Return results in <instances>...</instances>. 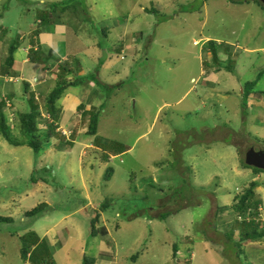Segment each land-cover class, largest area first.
<instances>
[{
    "label": "rangeland",
    "instance_id": "rangeland-1",
    "mask_svg": "<svg viewBox=\"0 0 264 264\" xmlns=\"http://www.w3.org/2000/svg\"><path fill=\"white\" fill-rule=\"evenodd\" d=\"M113 1L46 0L44 5L40 0H0V67L13 44L17 53L32 43L35 50L41 47L47 53L50 40L48 44L35 41L41 33L36 31L46 29L49 35L54 31L68 34L69 40L60 48L81 61L84 73L81 70L80 77L86 72L97 76L96 53L111 61L114 70H121L120 75L99 72L102 86L97 90L90 83L86 91L81 87L73 91L82 96L86 106L98 98L89 110L91 117L93 109L100 111H94L99 114L96 136L86 135L90 119L80 118L78 112L79 121L73 129L76 141L70 149L51 145L36 155L29 147L10 146L0 137V217L13 220L0 223V264H51L55 259L61 264L65 229L71 236L78 234L70 246L82 248L89 243L93 250L88 259L98 244L113 248L115 241L121 257L130 249L134 259L143 253L147 256L145 247L149 248L145 264H173L174 245L182 252L198 251L201 258L196 264H212L202 255L204 246L215 264H264V239L241 240L246 228L230 210L237 195L258 182L256 199L262 201V210L257 220L264 224V173L255 175L242 167L251 147L264 150V97L254 96L258 102L250 98L248 117L242 109V90L247 83L257 81L255 91L264 96V5L238 0L243 7L234 9L223 5L234 3L232 0H215L206 7L210 10L204 11V0H117L121 13L116 15ZM144 8L156 14L146 15ZM42 12L48 13L47 26L42 24ZM88 15L91 22L81 28ZM80 16L82 19H77ZM126 19L136 22L132 31L136 42L120 48L125 42L120 38L124 34L120 24ZM73 35L81 41H72ZM207 36L220 38L223 45L215 46L219 60H207L203 49ZM17 53V61L20 55H27ZM210 68L222 72L215 74ZM52 70L43 84L38 69L29 64L23 78L4 77L2 81L0 73V97L12 96L4 109L10 125L16 127L17 113L31 108L21 82L24 79L37 92L44 117L40 126L44 127L48 115L44 97L57 81L56 67ZM213 90L222 92L211 98ZM59 126L68 128L61 116ZM89 146L103 152L96 155L97 160L86 148ZM109 167L114 173L108 182L104 175ZM42 203L48 204L46 213L38 219L26 217ZM94 210L100 216L99 227L105 228L96 237L91 232ZM160 214L169 215L162 220ZM134 216L139 219L130 221ZM59 219L62 221L54 231L61 244L53 247L47 239L48 250L43 244L31 249L32 257L24 262L21 238L28 232L42 237L50 230L48 224L59 223ZM105 231L110 238L102 235ZM131 257L126 263L133 264Z\"/></svg>",
    "mask_w": 264,
    "mask_h": 264
},
{
    "label": "trees",
    "instance_id": "trees-1",
    "mask_svg": "<svg viewBox=\"0 0 264 264\" xmlns=\"http://www.w3.org/2000/svg\"><path fill=\"white\" fill-rule=\"evenodd\" d=\"M232 2L237 3L236 1L232 0ZM263 6V5H262ZM55 8H57V5H55ZM54 11V10H53ZM44 13L42 18V24L49 25L50 20L48 17V13ZM47 15V17H46ZM41 18V20H42ZM44 22V23H43ZM41 32L40 30H37L36 33ZM6 33V32H5ZM7 34V33H6ZM6 34L4 36H6ZM210 45H213V43H209ZM34 44L32 43V48L30 50V60L34 63L40 64L42 66V70H46L48 72H51L53 68L56 67V73H57V81L56 86L49 91L45 99V107L47 111V119L44 122V127L41 128L40 126V120L43 117L42 113V107L39 104V97L37 95V92L33 91L31 88V85L28 82H25L24 79L21 81L23 83L24 93H26L29 106L31 107L28 111L24 113H17L16 117L18 118V122L16 127L13 125H10L9 118L7 114L4 112V109L8 105L9 101H12V96L7 95L2 98L0 97V137H2L10 146L13 147H29L34 151L36 155L43 154L50 144L54 140H56V144H53V147L56 149H70L73 148L72 146L75 145L76 141V135H71L70 138H66L62 131L60 130L59 126V120L61 116V100L66 95L67 91L70 88H78L81 87V89H84L88 86L90 83H94L96 87L102 86V83L99 81L98 77V71L97 76L93 74H86L83 77H80L79 72L84 68L81 64V61L76 57H70V59H67L65 61H61V58L53 51H49L47 53H44L42 51L41 47H39L37 50L34 49ZM17 50V45L13 44L10 46L9 49V55L5 59V64L0 67V73L2 81L4 80V77L8 78H19V73L16 70H13V67L16 63L14 55ZM215 59L217 60V54L214 50ZM3 71V72H2ZM76 77V79L73 78ZM262 76L259 75V78ZM257 85V81L249 82L246 84V86L243 88V115L245 117H248L250 113V107L248 105V101L252 96H262L260 92L255 91V87ZM96 88V90H97ZM100 88V87H99ZM101 90V89H99ZM40 93V92H39ZM94 93H97L95 91ZM26 97V96H25ZM102 107V106H101ZM100 107V108H101ZM93 114L92 117L90 115V112L86 110V104L82 103L78 109V112H83L81 114L82 118L89 117V126L86 132V135L88 136H96L98 134V116L96 112H100L98 110H92ZM94 111H96L94 113ZM44 118V117H43ZM58 144V145H57ZM47 146V147H46ZM99 147H92L88 148L91 153H93V159L97 160L96 155H99L103 152H101ZM105 151V150H103ZM95 153V156H94ZM123 153V151H122ZM106 160L109 158V155L107 154ZM85 158L84 156L82 159ZM111 158V157H110ZM96 166V163L94 164ZM83 168L86 167V165L82 166ZM242 167L243 169H251L253 170L255 175L264 173V171L249 167L245 164L244 159H242ZM51 169V168H50ZM49 170V169H48ZM105 180L109 182V180L113 176V169L108 168L106 171ZM108 177V178H107ZM107 178V179H106ZM33 183H35L32 180ZM260 187V184L258 182H252L250 185L245 188L242 193L237 195V197L234 200L233 206L230 208L232 211V214L239 218V221L244 225L246 228L244 233L240 234V239L243 241H249V242H257L261 241V239H264V224L260 222V220H257L259 216V210L262 205V201L258 198L256 199V190ZM157 206L159 207V203H157ZM48 204L42 203L38 205L33 210L26 213V217L28 218H36L38 219L40 216H42L44 213L48 211ZM104 206L101 207L100 211L103 212ZM160 209V207H159ZM221 212V211H220ZM95 217L91 221V232L92 236L95 237L99 234V230L102 232L105 228L99 227V219L100 216L97 214V210L95 211ZM97 214V215H96ZM169 215V214H166ZM165 214H160V218L163 220L166 216ZM250 217V220H247V217ZM139 216H134L133 218H138ZM12 219L10 218H2L0 217V223H12ZM99 227V228H98ZM118 228V227H117ZM261 228H263L261 230ZM104 236H107L108 233L105 231L103 232ZM22 239V246H21V257L24 261H27L28 254L30 253V250L37 245L38 242V236L35 232H28ZM175 254L177 252V245H174ZM86 262H90V260H86ZM54 264V263H51Z\"/></svg>",
    "mask_w": 264,
    "mask_h": 264
},
{
    "label": "crops",
    "instance_id": "crops-1",
    "mask_svg": "<svg viewBox=\"0 0 264 264\" xmlns=\"http://www.w3.org/2000/svg\"><path fill=\"white\" fill-rule=\"evenodd\" d=\"M40 1L41 2H44V5L46 4V0H40ZM212 1L214 2L215 0H204V3L203 4H205V5H202L201 6V9L203 8L204 11L210 10V9H207L206 7L208 6L209 2H212ZM225 1H227V0H225ZM234 1H236L237 3H231L230 1H227V2H224L223 1L224 2L223 5H225V6H231L234 9H238V8L240 9V8L243 7L241 5L242 4L241 1H238V0H234ZM214 5H216V4H214ZM111 6L114 8L116 15H118L119 12L121 13V11L119 9V4H118L117 0L113 1L111 3ZM92 8L94 9V7H92ZM258 8L261 10L262 5L261 4L258 5ZM141 10H142V12L146 13V15L147 14H151V13L156 14V12H154V10L149 11L146 8L141 9ZM193 11H196V9H194ZM86 12L88 13L89 12V9H88V11L86 10ZM191 13L193 14L195 12H191ZM77 19L81 20L82 17L80 16ZM126 20H127L126 23L120 24L124 28V34L121 35L120 38H123L124 41H125V42H123V44L120 45V48H125L126 45L127 46H130V44H131L130 41H132L133 43L136 42L134 40V37H136V34H134L132 32L133 29H134V27H136V22H131L128 19H126ZM82 21H84V20H82ZM146 21L148 23H150V22L153 21V19H146ZM90 22H91V17L88 15V20H86L83 24H81L80 27L81 28L82 27L85 28V27H87L88 23H90ZM117 26H118V24H117ZM118 28H120V26ZM45 30L46 29H44V30L41 31L39 37L36 40L33 39L32 36L29 37V38L30 39H33L35 41H38L39 39H41L43 43H47V44H48V41L50 40V43L48 44L49 48L46 49L48 52L49 51L55 52L61 58V61H65L67 59H70V57L67 56V55H65V53H63L62 50H61V48H60V47L64 46L66 39L69 40L68 34H56V32L54 31L52 33V35H49V34H47L45 32ZM66 35H67V37H66ZM107 35H108L107 33H104L103 34V37H106L105 39H108ZM85 38H87L88 40H90V38L88 36V33L85 34ZM221 39H223V38H221ZM206 40L208 41V46H204L205 48H203V49H206L205 50L207 52L206 55H208V59L207 60L209 62H213V60L216 61V59H215L216 57H215V55L213 53L214 50L216 51L215 46H217V45H223V44L221 43L220 38H217L215 40H211V38L209 36H207L206 37ZM61 41H64V43H62ZM72 41H81V40L79 39V36L73 35ZM196 43L197 42H195V44ZM209 43H214V45H213L214 46V50L212 52L210 50L211 45ZM31 45L32 44H29L28 46H24L22 48V51L21 52H26L27 53L26 56L20 55L22 57L18 61L15 59V61H16L15 66L17 65L16 71L19 73V77H22V78L24 77V75H23L24 72L23 71L25 70V66H27L29 64L34 69L35 68L38 69V71H39L38 72V79L39 80H41V79L43 80L46 77L49 78L48 74L50 72H48L46 70H42V66L40 64L34 63V62H32L30 60V50H31L30 48H31ZM94 45H96V44H94ZM240 45L241 44H237V48L239 47L240 50L246 51V49L243 48ZM21 52H18V53H21ZM93 60L94 61H97L99 63L100 69L98 70V75H100L99 72H103L105 74H108V73L105 72L106 70L109 71V72H113L114 71L116 74L120 75L119 73H121V70H116V69L114 70V68L111 66V61L103 60L101 58V54L99 55V53H96V57H94ZM217 60H219L218 59V54H217ZM82 71L84 73V70L83 69H82ZM210 72L215 73V74H219L222 71H220L217 68H213V69L210 68ZM202 73L205 74V75H207V73L205 71H203ZM86 74H87V72H86ZM86 74H84V75H86ZM39 82H40V84H43V83H45V80L39 81ZM94 86H95V88H97L96 85H94ZM51 89H53V88H51ZM76 89L77 88H70L67 91V93L64 96V98L60 102L61 103V120H63L64 127H68L66 130H73L74 128H76V125L75 124L79 121V119H78L79 117L77 116L78 109H79L80 105L82 104L81 100H84V99L82 98V96L81 97H78V96L74 95L75 92H73V91L76 90ZM86 89H88V88H84L85 91H86ZM95 91H96L95 89H92L91 90V92H95ZM48 92H46V93H48ZM215 92H222V91H214L213 90V92H212L213 94H211V98H214V93ZM242 92H243V90H242ZM225 93L227 95H229V92L228 91L225 92ZM262 97H264V96L262 95ZM252 99L255 102H258L259 101V99L254 98V96H252ZM94 102H99L98 101V98H96L94 100ZM94 102H91L90 104H88V102H86L87 103V106H86V110L87 111H89L90 109H92L91 107H93ZM80 114H82V113H80ZM80 118H81V115H80ZM85 190H86V193L89 192L87 186L85 187ZM87 195L89 196V194H87ZM260 210H262V208ZM79 214H81V211L80 210H79ZM65 217L66 216H64L62 219H64ZM136 219H139V217L138 218H133L130 221H133V220H136ZM60 221H62V220L59 219V221H58L59 223H54V224L49 223L48 225L50 226V228H49L50 230L47 231L46 232L47 234H44L42 237H40L38 235V233H36L37 236H38V238L40 237V240L38 239L37 245L33 248L34 250H37L38 249V246H40V245L43 244L46 247V251H47L48 250V246H47V243H46V240L47 239L49 240V242L51 243V246H53V247L61 244V242L57 240L56 232L54 231V230H57L58 229L57 227L60 225ZM106 222H107V220H104L105 225H108V224H106ZM70 224H72L74 226V229H76V226H75V222L74 221H70ZM117 227L115 229L116 230H120V227L119 226H117ZM51 232H53V235L55 237H53V235L51 234ZM107 233H108V235L105 237L106 239L107 238H110V233L109 232H107ZM77 235L78 234L76 233L73 236H71L68 233V230L65 229V235H63L62 238L63 239H67V241H66L65 245L61 246V249H60L62 251L61 255L63 257V259L61 258L62 259V263L61 264H81V263H83V264H128V263H126L127 262V259H128V256L131 257L133 255V253H134L132 249H130L129 252L126 250L124 256L121 257V255H120L121 254L120 248L118 247L117 243L115 241H113V243H114V247L113 248L107 247L103 243L98 244L96 253H94V255H92V257H90L91 259H88L89 257H87V256H88L89 252H91L93 250L92 248L89 247V243L87 244L86 247H82V248L75 247V246H70V244H69L70 242H74L76 240L75 237ZM107 244L110 246V243L107 242ZM145 248L147 250V253H146L147 256H145V253H143L141 255L142 259H140L141 257H138L136 259H134L135 257H131V259L134 261L133 264H138L139 263V260L141 261V264H145L146 263V261L149 258V255L150 254H149V248H147V247H145ZM207 248L208 247H205L204 246V249L202 251V255L208 256V258L206 260L209 263L215 264V261L216 260L214 259V257L211 254L210 250H207ZM173 249H174V247H173ZM60 250H59V252H57V254L60 253ZM176 250H177L176 254L174 253L173 254V257H172L173 264H196V263H198V262H196L197 259L201 258V256L198 257L199 256L198 255V251L193 252L191 250H188V251H183L182 252L181 250L178 249V247H177ZM174 251H175V249H174ZM73 253H77L76 257L75 258H70L69 256L71 254H73ZM86 260H90V262H86ZM54 264H60V263H58V260L55 259V263ZM157 264H161V262H158Z\"/></svg>",
    "mask_w": 264,
    "mask_h": 264
},
{
    "label": "water",
    "instance_id": "water-1",
    "mask_svg": "<svg viewBox=\"0 0 264 264\" xmlns=\"http://www.w3.org/2000/svg\"><path fill=\"white\" fill-rule=\"evenodd\" d=\"M259 2L264 5V0H250ZM245 164L249 167H253L264 171V150H255L250 148L245 154Z\"/></svg>",
    "mask_w": 264,
    "mask_h": 264
},
{
    "label": "clouds",
    "instance_id": "clouds-1",
    "mask_svg": "<svg viewBox=\"0 0 264 264\" xmlns=\"http://www.w3.org/2000/svg\"><path fill=\"white\" fill-rule=\"evenodd\" d=\"M196 44H198V43H196ZM196 44H195V45H196ZM206 46H208V44H207ZM81 118H82V116H81ZM60 130L62 131L63 135H64L66 138H70V136L73 135V130H70V131H69V130L63 129L62 127H60ZM86 132H87V131H86ZM51 145L53 146V144H50V146H51ZM50 146H49V147H50ZM90 147H91V146H89V147H87V148H90ZM251 148H252V147H251ZM82 157H83V156H82ZM82 170H83V168H82ZM31 257H32V254L29 253V254H28V259H30ZM28 259H27V260H28ZM24 262H27V261H24Z\"/></svg>",
    "mask_w": 264,
    "mask_h": 264
}]
</instances>
